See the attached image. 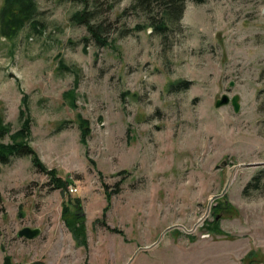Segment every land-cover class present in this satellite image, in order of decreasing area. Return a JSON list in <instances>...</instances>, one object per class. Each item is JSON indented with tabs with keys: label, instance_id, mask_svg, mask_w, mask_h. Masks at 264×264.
I'll list each match as a JSON object with an SVG mask.
<instances>
[{
	"label": "rangeland",
	"instance_id": "rangeland-1",
	"mask_svg": "<svg viewBox=\"0 0 264 264\" xmlns=\"http://www.w3.org/2000/svg\"><path fill=\"white\" fill-rule=\"evenodd\" d=\"M36 4L0 0L2 143L25 111L59 182L0 163V264H264V0H188L165 33L161 0Z\"/></svg>",
	"mask_w": 264,
	"mask_h": 264
},
{
	"label": "trees",
	"instance_id": "trees-1",
	"mask_svg": "<svg viewBox=\"0 0 264 264\" xmlns=\"http://www.w3.org/2000/svg\"><path fill=\"white\" fill-rule=\"evenodd\" d=\"M22 4V13L25 15L30 16V20L34 17V15L37 13V4L36 0H17ZM82 3H84L87 0H78ZM163 3V13L162 17L156 21V23L153 24L154 30H157L159 32L165 33L166 31L170 30L169 23H172L173 20L179 21L182 17L185 9V2L188 0H161ZM196 3H202L204 0H190ZM140 3L145 8H150L153 6L154 0H140ZM73 20L78 23L85 25L88 29V31L95 36V38L98 40V42L103 43L107 45L106 40L102 39L93 24L91 23L90 15L88 11H79L76 12L73 15ZM175 18V19H174ZM23 21H21L20 26L23 24ZM32 23L34 25H39V21L34 20ZM145 27L143 25H137L135 27V30H142ZM36 32H39L36 30ZM172 86H175L177 90H186L191 86L190 81H180L176 84H172ZM25 116V111H22L20 113V117L22 119V127L20 130L16 133V138H19V140H16L12 142L10 145H4L2 142L6 138L7 133L9 132V128L6 125L0 124V163L1 164H8L11 162L13 157L17 156H31L33 166L38 169L39 172L49 174L48 176H51V179H53L54 183H58V179H55L54 173L48 172L40 159L37 157L36 153L34 152L33 148L30 146L29 142L27 141L28 138L31 135V120L26 118L25 120L23 117ZM51 174V175H50ZM258 178V179H257ZM255 180H259V177H257ZM253 183H249L246 187L245 192L249 190V188L252 186ZM58 188H60V185H57ZM55 187V186H54ZM56 188V187H55Z\"/></svg>",
	"mask_w": 264,
	"mask_h": 264
},
{
	"label": "water",
	"instance_id": "water-1",
	"mask_svg": "<svg viewBox=\"0 0 264 264\" xmlns=\"http://www.w3.org/2000/svg\"><path fill=\"white\" fill-rule=\"evenodd\" d=\"M233 84V83H232ZM232 104L235 111L238 112L240 109V104H239V97L234 96L233 98H230L227 95H224L222 97V99L217 103L218 106H223V105H229ZM226 163H222L221 166H225ZM255 165H264V163H255ZM230 182L227 185V187H225L224 191L222 194H225L227 189L229 188ZM170 229H168L167 231H169ZM38 233H40L39 229H32V228H24L22 229L19 233L18 236L19 237H26V238H34ZM166 233V232H165ZM137 253L134 255V257H132V259L127 263V264H131L132 261H134L135 257H136Z\"/></svg>",
	"mask_w": 264,
	"mask_h": 264
}]
</instances>
